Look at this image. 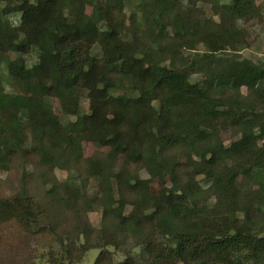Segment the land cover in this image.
<instances>
[{"label":"trees","instance_id":"trees-1","mask_svg":"<svg viewBox=\"0 0 264 264\" xmlns=\"http://www.w3.org/2000/svg\"><path fill=\"white\" fill-rule=\"evenodd\" d=\"M87 2L0 0V171L19 177L0 195V264H38L31 244L55 239L49 264L94 248V264H264V62L241 57L237 23L255 1L139 0L129 23L125 0Z\"/></svg>","mask_w":264,"mask_h":264},{"label":"rangeland","instance_id":"rangeland-1","mask_svg":"<svg viewBox=\"0 0 264 264\" xmlns=\"http://www.w3.org/2000/svg\"><path fill=\"white\" fill-rule=\"evenodd\" d=\"M188 1V0H185ZM255 5L258 7V13L260 14L259 18H252L247 21H237L239 26L243 27L247 32V45L244 50L240 52L241 57L245 59L252 60L253 62H264V0H254ZM221 5L225 4H231L232 0H219ZM94 4V0H88L87 2V13H91L92 7ZM125 12L127 13L126 21L128 23L130 20L128 18L130 17L131 13L136 11L137 16L140 17V2L139 0H125ZM197 7L202 8L204 11V14L207 18H213L214 20H218V17L215 16L213 12L212 5L208 2L199 1L197 4ZM14 22H18L19 18L16 17L13 19ZM100 27H104V22L99 24ZM192 49L185 50L186 55H190L193 52L196 51H204L205 47L201 45H195L191 44ZM95 55H99V47H95L94 50ZM38 62V59L35 54L29 55L27 57V65L28 67H32ZM194 81L202 82L201 76H194L192 78ZM5 90L7 92H18L19 89L13 88L10 86L9 82H5ZM21 91V90H19ZM246 93V90H243ZM46 105H48L55 113L61 115V105L60 103L54 99V98H48L45 100ZM89 108V100L87 99L86 95H82L80 98V110L82 112H87ZM234 137V134H226L221 135V139L225 141L226 144H229L232 138ZM218 136L216 137V139ZM28 142H22V149L20 152V156H23V154L28 149ZM97 151V148L94 147L90 143H86L84 145V152L87 156H91L93 153ZM55 175L56 177L61 181L65 182L68 177L69 173L67 171H63L61 169H55ZM75 175V174H74ZM82 178L86 179L87 176L83 175ZM201 179V178H200ZM19 177L15 175L12 171H0V195H10L12 193V189L15 188L18 185ZM151 186L153 190H159L160 186L159 183L156 181L151 180ZM89 191L91 194H97L98 193V180L96 178H90L89 179ZM89 221L91 222L92 226L95 228L101 227V221H102V212L101 209L98 207H95L94 210L89 213ZM61 230V228H59ZM62 237V236H61ZM130 242V241H127ZM78 243H83V238L80 239ZM33 248H36L37 257L39 259L37 260L38 264H49L47 257L49 255L59 256L60 254V246L59 241L54 240L53 242H45L44 246H38L34 242L31 244ZM111 251L115 253L116 260H122L124 259V254L122 251L115 250L113 247L109 248ZM100 253V249L94 248L85 254V256L79 261L74 264H94L97 256Z\"/></svg>","mask_w":264,"mask_h":264}]
</instances>
